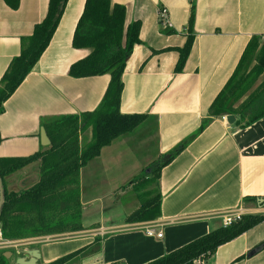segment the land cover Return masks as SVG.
Segmentation results:
<instances>
[{"label": "crops", "instance_id": "1", "mask_svg": "<svg viewBox=\"0 0 264 264\" xmlns=\"http://www.w3.org/2000/svg\"><path fill=\"white\" fill-rule=\"evenodd\" d=\"M111 1L126 8V25L142 24V44L134 48L122 76L120 113L147 118L81 170L84 230L14 241L0 249L6 264H17L19 258L29 261L31 251L38 252V264H52L94 247L95 253L68 264H148L222 227V214L242 210L245 215L264 216L258 200H246L264 198V117L248 126L237 125V116L233 125L227 117L213 119L162 169L154 187L161 196L158 219L127 224V213L139 204L134 188H125L210 119L212 104L234 75L251 39L264 38V0ZM85 3L68 0L50 46L6 102L0 115V159L48 150L40 140L44 123L100 108L110 75L69 76L71 66L91 52L72 46ZM48 6L49 0H21L14 11L0 0V81L20 55L23 41L46 17ZM192 8L195 40L184 71L176 74L179 53L165 50L184 47ZM162 9L168 12V26L160 22ZM88 132L91 142L92 129ZM39 178L38 162L6 177L4 184L9 192L23 193ZM116 196L128 202L116 204ZM118 213L124 218L120 214L117 218ZM149 228L162 233V238L148 236ZM202 264H264V222L220 247Z\"/></svg>", "mask_w": 264, "mask_h": 264}, {"label": "trees", "instance_id": "2", "mask_svg": "<svg viewBox=\"0 0 264 264\" xmlns=\"http://www.w3.org/2000/svg\"><path fill=\"white\" fill-rule=\"evenodd\" d=\"M11 10H18L21 0H1ZM68 0H49L44 20L35 26L31 37L25 39L22 51L12 60L0 81V115L6 102L16 93L33 72L58 29ZM126 8L112 4L111 0H86L84 11L75 29L72 46L76 50H90L83 60L71 66L69 76L85 79L110 75L111 82L100 108L81 116L58 117L44 128L51 146L44 152L26 158L0 159V178L40 164L39 182L23 193L9 192L4 184V205L0 214V228L7 241L49 237L78 233L83 227L80 172L98 158L102 150L117 139L134 132L146 120L143 115H122L120 103L123 91L122 76L134 48L141 45V22L126 25ZM194 9L188 25V36L183 48L167 49L179 53L175 73L181 74L194 44ZM264 75V38L253 37L246 48L234 75L210 108L209 120L201 129L182 142L163 161L153 163L139 178L127 187H133L137 197L145 195L144 189L157 183L161 171L211 123L213 119L237 116V125L248 126L264 117V81L243 102L249 86ZM252 79V80H251ZM92 129L90 144L82 148L80 133ZM2 137L0 135V145ZM168 158L167 161L166 158ZM124 188V189H125ZM146 198V197H145ZM260 202L264 198L246 199ZM256 200V201H255ZM161 216V196L145 199L140 208L126 220L137 224L156 220ZM264 222V216L245 215L229 227H220L194 240L166 256L148 264H202L212 258L217 250ZM99 243V240L97 241ZM97 243V244H98ZM92 248L82 249L52 264H68L76 258L90 254ZM0 264H6L0 257Z\"/></svg>", "mask_w": 264, "mask_h": 264}, {"label": "rangeland", "instance_id": "3", "mask_svg": "<svg viewBox=\"0 0 264 264\" xmlns=\"http://www.w3.org/2000/svg\"><path fill=\"white\" fill-rule=\"evenodd\" d=\"M252 80V79H251ZM262 76L259 78V79H257V81L255 82V83H251L250 84V86H249V88H250V90L247 92V94L245 95V97H243V99L241 100V102H243L244 100H246L258 87H259V84L262 82ZM88 130L89 129H87V130H85V131H82V133H80V145H81V147L82 148H85V147H87L89 144H90V139H88V134L87 133H89L88 132ZM82 134V135H81ZM92 136V135H91ZM164 160V158H161L160 160H158V161H163ZM158 161H156V162H158ZM142 173H143V171L136 177V178H139V176L140 175H142ZM155 183L153 184V186H147L146 187V192H145V195H143V197L142 198H140V197H137V200H138V204H139V206L136 208V209H133L134 211H132V212H130V213H127L128 214V216H130L133 212H135L137 209H139L140 208V206H141V204L145 201V199H147V198H151V196H156L157 195V192H156V190H155ZM117 195V194H116ZM136 195H138V193L136 192ZM117 197V196H116ZM146 197V198H145ZM115 202H116V204L117 203H125V202H128L127 200H123V199H120V198H115V200H114ZM119 214L121 215V217H123L124 218V215L122 214V213H118L117 215H116V217L117 218H119L120 216H119ZM82 220H83V218H82ZM11 242H13V241H11ZM96 252L97 251V248H92V250H90V253H92V252Z\"/></svg>", "mask_w": 264, "mask_h": 264}, {"label": "built area", "instance_id": "4", "mask_svg": "<svg viewBox=\"0 0 264 264\" xmlns=\"http://www.w3.org/2000/svg\"><path fill=\"white\" fill-rule=\"evenodd\" d=\"M159 19L162 25L168 26V12L165 9L160 10L159 12ZM245 216V214L243 213L242 210H238V211H232L229 213H225L220 215V219L222 221V226L223 227H229L232 224L241 221L242 217ZM147 235L150 237L156 236L157 238H162V233H156V231L154 230V228H149L147 229ZM10 245H12V242L7 241L4 239L3 237V233L2 230L0 228V249H6L8 248Z\"/></svg>", "mask_w": 264, "mask_h": 264}, {"label": "water", "instance_id": "5", "mask_svg": "<svg viewBox=\"0 0 264 264\" xmlns=\"http://www.w3.org/2000/svg\"><path fill=\"white\" fill-rule=\"evenodd\" d=\"M226 120H227L228 124H230V125H233L236 121L234 116H227ZM40 140H41V145L43 147H50L51 146L50 139L48 138V135H47L46 130L44 128L41 129ZM168 158L169 157H167L166 159H168ZM3 205H4V184L0 178V214H1V210L3 208ZM31 253H32V258L29 261H26L25 260L26 258H19L17 260V264H38V261L40 259L38 252L37 251L29 252V254H31ZM6 259H9L8 256L6 257Z\"/></svg>", "mask_w": 264, "mask_h": 264}]
</instances>
